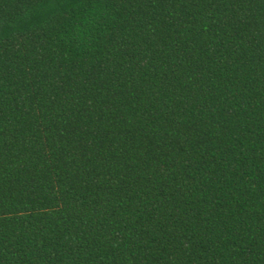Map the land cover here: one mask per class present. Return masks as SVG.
<instances>
[{"label": "trees", "instance_id": "obj_1", "mask_svg": "<svg viewBox=\"0 0 264 264\" xmlns=\"http://www.w3.org/2000/svg\"><path fill=\"white\" fill-rule=\"evenodd\" d=\"M0 264H264V0H0Z\"/></svg>", "mask_w": 264, "mask_h": 264}]
</instances>
